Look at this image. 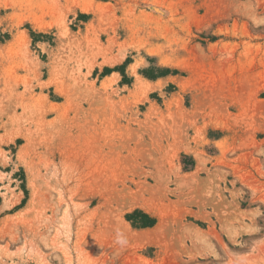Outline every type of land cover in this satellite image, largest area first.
<instances>
[{"label":"rangeland","instance_id":"obj_1","mask_svg":"<svg viewBox=\"0 0 264 264\" xmlns=\"http://www.w3.org/2000/svg\"><path fill=\"white\" fill-rule=\"evenodd\" d=\"M0 210V264H264V0H0Z\"/></svg>","mask_w":264,"mask_h":264},{"label":"bare ground","instance_id":"obj_2","mask_svg":"<svg viewBox=\"0 0 264 264\" xmlns=\"http://www.w3.org/2000/svg\"><path fill=\"white\" fill-rule=\"evenodd\" d=\"M41 28V27H40ZM122 55H120L119 54V56L118 57H116L112 62H116V61H120L121 59H123V53H121ZM109 61V60H108ZM111 63V62H110ZM39 65V64H38ZM132 71L133 72H136V66H133V68H132ZM119 75L118 74H116V75H114V79H113V81L115 80V79H117V77H118ZM52 80H54V79H52ZM54 82H55V80H54ZM144 83H145V80H144ZM166 84V81L165 80H163V81H160L157 85H153V84H151V83H149L148 82V84H147V89L149 90V89H152V88H155V87H158V88H162L164 85ZM145 87V86H144ZM143 87V88H144ZM146 89V88H145ZM142 90V89H141ZM148 90H147V92H148ZM144 91V90H143ZM146 91V90H145ZM64 93V92H63ZM66 94V93H65ZM146 95V94H145ZM146 97V96H145ZM142 99H144V98H142ZM142 101V100H141ZM113 108V107H112ZM155 109H157V106H154L153 107V111L155 110ZM117 110V109H116ZM120 110V109H119ZM90 123V122H89ZM123 127V126H122ZM127 129V128H126ZM119 130H121V129H119ZM130 131V130H129ZM129 133V132H128ZM138 133V132H137ZM129 134H131V133H129ZM125 135V134H124ZM136 135V134H135ZM139 135V134H138ZM132 135H130V138H133L134 139V137H131ZM126 137V136H125ZM128 137V136H127ZM126 137V138H127ZM126 138L124 139L125 140V142L126 141H129V140H132V139H130V138H127V139H129V140H126ZM141 142V141H140ZM145 142V141H144ZM149 144V143H148ZM138 145L140 146V144L138 143ZM144 145H146V143H144L143 144V147H144ZM147 146V145H146ZM149 146V145H148ZM147 146V147H148ZM185 148V147H184ZM183 148V149H184ZM186 148H187V146H186ZM184 149V151L186 150L187 151V149ZM139 149V148H138ZM143 149V148H142ZM149 150V149H148ZM144 152H145V149L143 150ZM188 152H189V150H188ZM195 154L197 155V158H198V170H197V172H194V173H192V174H190V175H192V176H198V174L200 173V171L203 169V167H204V160L202 159V156H201V154L200 153H198V152H195ZM145 155V154H144ZM145 158H146V156H145ZM213 176V175H212ZM193 177V178H194ZM186 178V177H185ZM188 178V177H187ZM192 179V178H191ZM187 180V179H186ZM189 181H190V178L188 179ZM140 182V181H139ZM138 182V183H139ZM142 183H143V185H144V182L145 181H141ZM198 182V181H197ZM137 183V184H138ZM148 183V182H147ZM206 183V182H205ZM149 185V184H148ZM147 185V186H148ZM200 185H202V184H200ZM200 185H198L197 184V187L198 188H196L195 187V193L197 194L196 195V197L197 196H203L202 195V192H203V187H201ZM146 186V187H147ZM205 186H206V184H205ZM208 187V186H207ZM139 188V187H138ZM154 188V187H153ZM156 188V187H155ZM154 188V189H155ZM142 189V188H141ZM138 190H140V189H138ZM146 190V189H145ZM152 190V189H151ZM151 190H148V191H151ZM130 195V194H129ZM131 196H133V195H130V197ZM204 197V196H203ZM202 197V198H203ZM198 198H200L199 200L200 201H202V198L201 197H198ZM127 199V198H126ZM143 200H141V199H139V198H131V199H127V200H125L126 201V208L127 209H130V210H132V209H134V208H136V207H139V208H141V209H143L144 211H146V212H148V213H150V214H154V215H156L158 218H159V222H158V224L155 226V228L152 230L155 234H156V236L157 235H160V234H162V233H164L165 231V229H168L169 227V225H168V220L169 219H167V216H169V214L167 215V211L164 213V211H161L159 208H158V205H157V207H156V203H154V201H152L153 203H151L149 200L148 201H145L144 200V198H142ZM205 198H203V202L206 200H204ZM19 200V199H18ZM151 200V199H150ZM199 200H198V202H199ZM156 201V200H155ZM207 201H208V199H207ZM16 202H17V200H16ZM205 203V202H204ZM122 204H123V202H122ZM121 204V205H122ZM125 204V203H124ZM197 204H199V203H197ZM202 205V204H201ZM164 206V205H163ZM162 206V207H163ZM168 206V205H167ZM165 206V208L167 209L168 207H170L171 206V204H170V206ZM172 207V206H171ZM170 207V208H171ZM121 208V206L119 207V209ZM165 209V210H166ZM122 210H123V206H122ZM168 210V209H167ZM172 211V210H171ZM193 211V210H192ZM203 212V211H202ZM169 213V212H168ZM170 213H172V212H170ZM201 216H203L202 214H201ZM171 217V216H170ZM169 218V217H168ZM204 218V217H203ZM127 223V222H126ZM170 224V223H169ZM127 228H129V229H131L130 228V225L129 224H127ZM168 227V228H167ZM126 228V229H127ZM128 229V230H129ZM169 230V229H168ZM164 231V232H163ZM167 232V231H166ZM137 233H138V231H137ZM149 233V232H148ZM147 233V234H148ZM154 233H149V234H151V235H154ZM134 234H136V233H134ZM144 237L145 238H147V236L146 235H144ZM149 238H150V236H149ZM25 243H27L26 241H25ZM27 245H28V243H27ZM29 246V245H28ZM0 250H2V249H0ZM4 253V252H3ZM79 257H80V255H79ZM43 259V258H42ZM1 261V260H0Z\"/></svg>","mask_w":264,"mask_h":264},{"label":"crops","instance_id":"obj_3","mask_svg":"<svg viewBox=\"0 0 264 264\" xmlns=\"http://www.w3.org/2000/svg\"><path fill=\"white\" fill-rule=\"evenodd\" d=\"M133 64H135V62L134 63H132L129 67H128V71L129 72H131V69L133 68ZM137 69V68H136ZM130 74H132V76H133V74L134 73H130ZM145 79V78H144ZM166 78H160V79H158L157 81H151V80H148V79H145L147 82H149V83H151V84H158V82L160 81V80H165ZM119 80H120V78H119ZM214 127L215 126H212V128L214 129ZM216 128V127H215ZM204 141H205V143L203 144V150H205L206 149V147L208 146V147H212V148H215V149H217V147L219 146V144L221 143V138H210V137H208V136H206L205 135V137H204ZM201 148L199 147V146H195L194 144H192L191 143V145H190V148L189 149H187V151L185 150H182V151H180L179 152V155L181 156V154L182 153H184V154H187L188 156H194V158H195V160H196V164H195V168L191 171V173H194V172H197V170H198V158H197V155L196 154H194L195 152H198V153H200L199 151H201L200 150ZM188 150H189V152H188ZM201 154V156H202V159L204 160V167H205V158H204V156H203V154L202 153H200ZM211 155H213V154H211ZM214 155H217V154H214ZM180 168L182 169V165H181V163H180ZM204 167H203V169H204ZM202 169V170H203ZM201 170V171H202ZM200 171V172H201ZM2 211L0 210V213H1ZM149 231H151L152 230V228H147ZM147 229H146V231H147ZM148 231V232H149Z\"/></svg>","mask_w":264,"mask_h":264},{"label":"trees","instance_id":"obj_4","mask_svg":"<svg viewBox=\"0 0 264 264\" xmlns=\"http://www.w3.org/2000/svg\"><path fill=\"white\" fill-rule=\"evenodd\" d=\"M184 168L187 170V166L184 164ZM139 217V219H138ZM134 227L136 228H147L152 227L156 224V219L150 217L149 215L143 213L142 211H135L127 216Z\"/></svg>","mask_w":264,"mask_h":264}]
</instances>
